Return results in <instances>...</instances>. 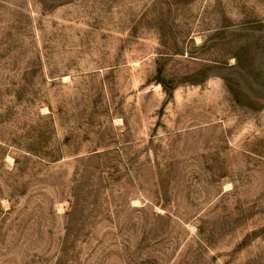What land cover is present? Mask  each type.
I'll return each instance as SVG.
<instances>
[{
  "label": "rangeland",
  "instance_id": "obj_1",
  "mask_svg": "<svg viewBox=\"0 0 264 264\" xmlns=\"http://www.w3.org/2000/svg\"><path fill=\"white\" fill-rule=\"evenodd\" d=\"M0 264H264V0H0Z\"/></svg>",
  "mask_w": 264,
  "mask_h": 264
},
{
  "label": "bare ground",
  "instance_id": "obj_2",
  "mask_svg": "<svg viewBox=\"0 0 264 264\" xmlns=\"http://www.w3.org/2000/svg\"><path fill=\"white\" fill-rule=\"evenodd\" d=\"M156 86H157V87H160L159 84H156ZM7 158H9V157H7ZM10 158L13 159V157H11V156H10ZM10 162H11V161H10ZM228 186H229V185H228Z\"/></svg>",
  "mask_w": 264,
  "mask_h": 264
}]
</instances>
